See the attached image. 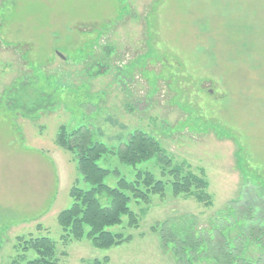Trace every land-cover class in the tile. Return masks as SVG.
Instances as JSON below:
<instances>
[{
    "label": "rangeland",
    "instance_id": "1",
    "mask_svg": "<svg viewBox=\"0 0 264 264\" xmlns=\"http://www.w3.org/2000/svg\"><path fill=\"white\" fill-rule=\"evenodd\" d=\"M99 64L105 72L91 74ZM24 81L15 94L24 98L9 99ZM25 100L54 105L16 112ZM61 126L89 127L108 147L135 130L154 136L173 165L207 177L213 205L167 185L164 196L130 203L138 225L124 217L112 228L124 243L63 239L57 216L73 203L70 189L90 184L56 145ZM239 149L264 174V0H0V264H27L36 253L23 241L43 236L57 264H219L176 259L153 226L185 215L204 231L225 224L243 185ZM98 164L112 187L146 170L166 180L156 158L133 166L108 153ZM241 255L264 264V245L246 240Z\"/></svg>",
    "mask_w": 264,
    "mask_h": 264
},
{
    "label": "trees",
    "instance_id": "2",
    "mask_svg": "<svg viewBox=\"0 0 264 264\" xmlns=\"http://www.w3.org/2000/svg\"><path fill=\"white\" fill-rule=\"evenodd\" d=\"M151 54L152 50L145 57H150ZM106 69L99 64V68L91 74H103ZM25 85L29 83L24 81L11 88L9 91L14 95L9 96V99L17 103V99H23V96L15 94L20 89L22 91ZM30 104H26L25 100L15 110L35 114L40 109L48 110L54 105L34 103L29 106ZM55 143L72 155L78 172L90 184L89 189L75 185L70 189L73 203L57 216L58 224L65 233L63 239L71 237L81 240L86 237L98 248H111L124 243L129 238L112 228L122 225L124 217H127L129 226L138 225V217L130 203H149L152 195L164 196L167 185H171L174 195L194 197L207 207L213 205L207 177L191 170L185 171L183 165H173L159 140L142 130L131 132L127 140L118 147H108L103 142L94 140L93 131L89 127L80 126L70 131L61 126ZM240 150L237 157L238 168L243 177L242 190L227 205L226 212L222 215L225 224L212 221L211 228L204 231L199 227L195 216L185 215L153 226L164 249L170 248L176 259L183 260L186 256H191L199 261L210 257L219 264H249L241 255L244 242L253 239L264 245V174L245 165L239 156ZM108 153L117 155L121 163L133 166L156 158L166 180L157 178L153 172L146 170L137 172L134 180L121 177L116 187L109 186L104 180L111 171L98 164ZM232 227H239L241 230L231 238L227 230ZM23 243L25 251L33 250L36 253V257L28 260L27 264H57L56 245L49 237L31 238ZM100 263L99 260L94 262ZM14 264L20 263L15 261Z\"/></svg>",
    "mask_w": 264,
    "mask_h": 264
}]
</instances>
